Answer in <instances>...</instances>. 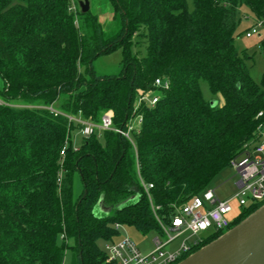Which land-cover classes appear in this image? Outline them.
I'll use <instances>...</instances> for the list:
<instances>
[{"label": "trees", "instance_id": "1", "mask_svg": "<svg viewBox=\"0 0 264 264\" xmlns=\"http://www.w3.org/2000/svg\"><path fill=\"white\" fill-rule=\"evenodd\" d=\"M77 1L73 12L70 0H0V264H65L68 252V264H105L97 241L115 240L116 223L161 232L157 219L206 190L264 119V72L254 81L252 56L235 44L241 9L262 18L264 0H109L118 28L108 36ZM116 49L119 74L97 75L93 60ZM201 81L222 104L211 106ZM138 89L157 102L134 110ZM107 110L114 127L141 116L132 142L103 130L74 148L81 125L68 116L98 122ZM100 194L106 205L138 198L98 217Z\"/></svg>", "mask_w": 264, "mask_h": 264}, {"label": "built area", "instance_id": "2", "mask_svg": "<svg viewBox=\"0 0 264 264\" xmlns=\"http://www.w3.org/2000/svg\"><path fill=\"white\" fill-rule=\"evenodd\" d=\"M78 4V3H77ZM70 11H76V0H70ZM255 23L246 31V37L255 34L260 35L264 31V17L254 20ZM154 86L160 89L169 87L168 79L156 78ZM158 95L152 90L138 89L134 98V110L140 104L153 106ZM49 109L58 113L53 107ZM113 111L107 110L102 113L98 122L82 119L79 116H68L69 120L79 123L81 137L103 130H112L132 142V132L137 130L141 124L140 115H132L126 121L124 127L113 126ZM257 116H263L258 112ZM64 155V147L60 151ZM229 166L235 171L237 180L235 182L237 198L240 206L239 213L252 205L264 202V119L257 126L256 138L244 144L242 151L229 161ZM145 191L152 184H143ZM232 205L230 199H221L215 189L207 188L200 195L193 196L182 205L174 206L173 214L165 221L159 220L160 234L165 236L162 240L159 236L153 239V248L149 252H142L129 238L106 241L104 245L105 264H175L202 243L203 239L215 232H223L229 229L233 219L239 214L230 216ZM120 224H115L119 228ZM184 236L173 249L166 246L175 239Z\"/></svg>", "mask_w": 264, "mask_h": 264}, {"label": "rangeland", "instance_id": "3", "mask_svg": "<svg viewBox=\"0 0 264 264\" xmlns=\"http://www.w3.org/2000/svg\"><path fill=\"white\" fill-rule=\"evenodd\" d=\"M89 8L93 13L97 14L102 30L106 36L117 30L118 22L113 19L112 7L109 0H89ZM254 23L255 21L249 12L245 8H242L241 20L235 33V44L240 50H245L250 56H252L249 75L254 81L259 82L261 75L264 72V31L259 29V32L261 31L260 35L255 34L251 37H246L245 35V31ZM131 50L133 54L141 57L146 53V45L145 43L134 45ZM121 58V50L116 49L112 52L101 54L96 57L92 62V66L97 75H117L121 70ZM200 88L203 97L206 100H217L219 104H222V97L219 94L213 95L205 81L200 82ZM52 106L54 109H58L59 101L54 102ZM71 138L72 146L77 148L82 138L80 128H77L72 133ZM236 180L237 175L235 174V171L228 165L224 167L207 186V188L215 189V193L219 198L230 199V203L232 205V212L230 216L237 215L240 211L237 198L234 197L236 192ZM75 189L77 192L80 190L78 180L75 182ZM118 232L119 233L114 237L115 240L129 237L144 253L149 252L153 248V239L156 236H159L162 240L165 239V236L160 234L159 231L153 229L146 233H142L134 226L125 223H121L119 225ZM183 237L184 236L175 239V241L166 246V249L175 248ZM97 243L100 248H104V240L99 239ZM69 258L70 252L66 254L65 264L69 263Z\"/></svg>", "mask_w": 264, "mask_h": 264}, {"label": "water", "instance_id": "4", "mask_svg": "<svg viewBox=\"0 0 264 264\" xmlns=\"http://www.w3.org/2000/svg\"><path fill=\"white\" fill-rule=\"evenodd\" d=\"M78 6L81 13L87 12L89 0H79ZM210 104L215 106L217 101L211 100ZM137 198L134 194L116 205H106L104 195L100 194L93 214L108 216L136 203ZM175 264H264V203Z\"/></svg>", "mask_w": 264, "mask_h": 264}, {"label": "crops", "instance_id": "5", "mask_svg": "<svg viewBox=\"0 0 264 264\" xmlns=\"http://www.w3.org/2000/svg\"><path fill=\"white\" fill-rule=\"evenodd\" d=\"M76 186H77V184H76Z\"/></svg>", "mask_w": 264, "mask_h": 264}]
</instances>
